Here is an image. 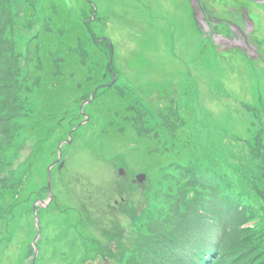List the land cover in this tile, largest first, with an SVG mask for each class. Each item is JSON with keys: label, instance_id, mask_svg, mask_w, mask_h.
<instances>
[{"label": "rangeland", "instance_id": "rangeland-1", "mask_svg": "<svg viewBox=\"0 0 264 264\" xmlns=\"http://www.w3.org/2000/svg\"><path fill=\"white\" fill-rule=\"evenodd\" d=\"M65 1L70 3L69 14L82 22L86 17L89 18L93 32L96 31V39L102 37L108 40L101 42L106 68L109 65L107 69L117 76V84L121 86L120 91L117 90L119 95L128 98L125 103L121 99L120 104L124 110L129 111V123L123 122L119 126L139 127L140 133L153 132L152 137L146 133L139 134L134 139L147 135L151 143L162 140L160 144L164 151L169 155L177 153L175 160L179 162L159 167L157 175L147 174V178L137 182L136 172L142 170L137 167L136 159H129L125 146L122 147L119 143L118 147H112L111 142L98 133L97 126L103 117L102 111L98 113L96 110L101 105L98 102L92 104L95 94L74 96L72 103L67 101L66 107L54 120L42 116L35 119L40 124L34 126L37 133L30 134V137L20 129L13 132L11 137L0 134V261L6 262L7 257L15 259L13 254L8 256V252L10 246H14L16 235L20 236L16 245L20 259L15 264H57L61 260L57 257V260H52L49 258L51 253H47L44 258L38 256L35 262H31L33 247L30 242L37 225L41 224L42 231L46 215L43 212L44 206L38 204L35 205L37 215L33 213V199L45 200L48 196V203L52 202L48 207H53V210L59 208L58 211L64 216L54 229H58L55 240L60 239L58 234L67 237L72 232L75 241L81 245L84 227L93 228L90 233L99 235L100 226L107 222L104 224L106 232L103 239L98 242L100 244L92 243L90 252L84 249L81 260L71 262V258L65 257L59 264H119L126 260V246L131 242L132 235L121 225L122 220L129 218L130 211L140 210L148 195L154 196L155 207H160V210L153 211L156 218L147 217L142 212L143 215L135 224L145 220L144 229L154 221L160 228L166 212L170 211L171 215L180 213V203L183 204L184 198L199 196L204 191L201 186L206 183L217 186V195L220 196V192L230 193L246 203L239 209V215L244 213L239 220L242 223L239 234L246 243L262 249L264 188L260 186L264 187V28L258 27L259 17L254 10L261 9L264 17V4L250 0H228V4H222V0H202L208 23L215 17L220 29L225 26L227 18L237 19L233 5L243 4L248 7L250 18L256 25L252 36L262 55V58L257 59L254 55L256 52L242 53L236 48H230L232 45L228 42L216 44V49L210 36L205 35L200 21L195 19L190 0H89L90 3L87 0ZM94 1L98 13L96 10L92 12L94 7L91 2ZM38 2L39 0L33 7H38ZM221 4L224 6L222 12ZM7 5L3 10L7 30L2 32L6 35L7 31L10 34V29L15 34L26 32L23 39L30 42L33 32L30 34L27 29L32 23H40V11L34 10L32 21L28 23L18 11L16 1L15 7L13 0H8ZM21 6L23 8L24 5ZM199 6L202 7L201 4ZM2 32L0 31V51L7 49L8 56L12 58L10 46L14 44V37L1 38ZM132 32L138 37L135 46ZM200 38H204L205 44L198 47V51H203L196 52L195 56V44L199 43ZM244 41L247 44V40ZM250 43L252 44L251 41ZM24 48L25 45L22 44L21 49ZM87 59L95 61L85 51L80 60L89 69ZM230 65L235 66V76ZM92 74L94 75L89 69L88 79L92 78ZM236 75L244 80L243 88H234L238 80ZM111 78L110 72L103 79L109 81ZM182 78L187 79L185 92L181 81L186 80ZM101 83L97 81L96 89L102 88L99 87ZM22 85H25L24 82ZM180 89L183 94L180 95L179 105L185 102L184 108L192 106L195 114L193 124L196 125L197 140L193 138V144H188L196 149L192 158L185 153L180 155L183 151L178 150L184 145L183 141L177 148L169 137L177 122L176 112H161L160 106L155 105L157 101L167 102L169 96L175 97L177 102L173 95H177ZM105 92L100 93L101 96L105 95L103 101L106 102L102 105L115 103H108L110 95L107 96ZM43 100V96L31 100L28 105L32 108L29 109L30 113L43 115ZM214 101L219 104L215 105ZM126 103L128 107L124 106ZM171 118L173 122L169 121ZM207 124L217 129V137L207 139ZM251 131L255 135L252 136ZM60 142L62 156H58L56 152ZM127 142L128 140L122 143ZM251 143L261 146V154L253 161L242 150L251 146ZM251 162L255 168L261 167L259 173L263 172L260 174L262 177L252 173L258 179H254L257 185L252 187L247 182L244 184L239 175ZM222 167L227 172L230 171L232 178L223 173ZM148 189L154 191L148 193ZM206 192L208 195H215L210 189ZM95 197L98 198L96 208L89 206L88 213L79 198L88 202ZM114 200L116 202L112 203ZM111 203L112 206H109ZM107 213H116L117 220ZM156 236L154 234L152 238ZM46 240L49 239L44 236L42 242H38L41 249L46 248ZM96 246L100 248L98 252ZM120 256L122 261L119 260ZM133 261L130 257L129 262L132 264Z\"/></svg>", "mask_w": 264, "mask_h": 264}, {"label": "trees", "instance_id": "trees-1", "mask_svg": "<svg viewBox=\"0 0 264 264\" xmlns=\"http://www.w3.org/2000/svg\"><path fill=\"white\" fill-rule=\"evenodd\" d=\"M15 1L18 4V11L22 13L28 23L32 21V12L34 10L40 11L39 15L41 19L40 23H36V25L32 23L28 26L27 31L30 34L33 32L30 35V42H28V39L26 42L23 39L27 35L26 32L23 33L21 31L15 34L13 29H10V34L7 31V35L2 32L1 38L3 36L6 38L7 36L8 38L14 37V44L10 46V50L13 51L12 58L8 56L5 47L3 48L6 51H3V49L0 51V95L3 98L0 101V134H3L4 137L8 134V137H11L13 132L20 129L30 137V134L37 133L36 127L34 126L40 124L39 120L35 119H40V116H42L46 119L54 120L66 107L65 104L67 101L72 103V98L74 96L76 97V95H80L81 97L91 96L96 88L97 81H106L103 78L110 72L106 68L105 54L102 50L101 42H108V40L100 38V41L99 37L96 39L97 36H94L96 31L94 30L93 32L91 24L88 22L89 20L82 22L75 16L69 14L70 3L65 0H39L38 7H33L38 0H13V5ZM7 3L8 0H0V25L2 21L6 20H2V15H4L3 7H8ZM21 4L24 5L23 8ZM5 29L7 30V25L3 27L2 31H5ZM22 44L25 45L24 50L21 49ZM85 51L90 52L92 59H95V61L87 59V63H90L89 69L94 73V75L92 74V78L89 79L87 77L89 69L86 63H82L80 60V56ZM27 77L30 78L27 79ZM76 77L78 79L75 80ZM22 82L25 85H22ZM182 92L183 90L180 89L177 95ZM100 93L102 92H99L98 89L95 91V98L92 100V104L98 102L97 104L101 105L96 108L98 113L102 111L101 117H103L97 129L99 134L105 136L111 142L110 146L118 147L119 143L122 147L125 146L129 159L132 158L134 161L136 159V162H138L137 167L149 176L153 175V173L157 175L159 167H163L170 162H179L175 160L177 153L169 155V153L164 151V148L160 144L162 140L151 143L148 136L152 137L154 135L153 132L147 133L145 131L140 133L138 132V127L126 128L120 131L114 124L108 126L109 113L106 111V107L110 105H102L106 101H103L105 95L101 96ZM105 93L107 96L110 95L108 103L115 101V103H111L112 105L120 104L121 99H124L111 88L106 90ZM38 96H43L45 99L41 105L43 115L41 113L37 115L36 112L35 114L30 113L29 109L32 110V108L28 107L31 100H34ZM176 99L180 104V95ZM49 100L51 101L48 102ZM184 104L185 102L180 105V111H178V108L176 110L177 122L174 123L175 127L172 128L169 137L177 148L181 146L183 141L184 145L178 150L183 151L180 155L183 156L185 153L186 156L194 157L196 149L189 147L188 144H193V138L197 140L195 136L196 125L193 124L195 114L193 113L192 106L190 108H184ZM169 121H172V118ZM206 130L209 133L207 139L217 137V129L213 128L210 124H207ZM146 133L148 136H139L137 137L138 139H134L137 135H144ZM251 134L252 136L255 135L252 131ZM126 140H128L127 143H122ZM250 145L242 150L253 161V159L256 160L261 154V146L253 143ZM259 168H255L252 162L248 165L247 169L243 168L245 171L243 170L242 173H239L243 183L245 184L247 182L251 187L257 185L254 181L258 179H255L252 173L262 177L260 174H263L264 171L259 173ZM261 182L263 183V181ZM260 188L264 187L260 186ZM149 191L154 190L148 189V193ZM148 196L143 204L146 210H148L147 212H144V208L132 210L128 213L129 218L126 219L127 221L122 220L121 225L132 236L130 238V244L126 246V260L124 263L121 262L119 264H131L129 262L130 257L134 260L132 264H171V258L175 255L174 250L170 249L173 240H176V238L183 240L192 236L201 228L200 216L194 206L195 196L192 195V197L186 196L183 204L180 203L182 206L180 213H174L172 215L170 211L165 213L163 226L158 228L159 224L152 221L151 224L143 229L145 220H141L138 224H135L138 218L143 213L147 217L151 216L152 218H156L157 215H153V211L160 210L159 206L158 209L155 207L156 200L154 196L150 194ZM218 198H223L222 194ZM79 199L84 205V210L88 213H90L89 206L96 208L97 197L94 199L90 198L88 202L85 199ZM262 201H264V198ZM151 202L154 204H151ZM230 207H233L234 212H237L235 204L232 201L230 202ZM107 214L113 219L115 217L117 220L116 213L114 215ZM105 223L99 228L102 235L101 233L95 235L93 233L83 232L81 245L75 241V237L73 236L70 239V245L59 250L55 256V258L61 259L57 261V264L62 263L65 257L71 258V262L81 260L84 249L90 252L92 250V243L97 244L100 239H103L102 236L106 232ZM130 228H132V231H130ZM154 234H157V236L152 238ZM58 235L60 242H62L64 240L62 238H65V236L63 234ZM243 244L246 245V242H243ZM96 249L97 252L100 250L98 246H96ZM28 251L30 252L29 248ZM121 257H119L120 261H122ZM14 258L11 260L8 258L11 264H15L17 261L19 262V257L16 256ZM0 264H2V261H0Z\"/></svg>", "mask_w": 264, "mask_h": 264}, {"label": "bare ground", "instance_id": "bare-ground-1", "mask_svg": "<svg viewBox=\"0 0 264 264\" xmlns=\"http://www.w3.org/2000/svg\"><path fill=\"white\" fill-rule=\"evenodd\" d=\"M228 0H222V4H225L226 2H227ZM221 4V5H222ZM254 13H256V15H257V17H259V23H258V27L260 28V29H263L264 28V17H263V12H262V10L261 9H258V8H256V10H254ZM132 34V37H133V43H134V46L136 45V43H137V41H138V37H137V34H135V32H132L131 33ZM231 66V65H230ZM235 67V66H234ZM234 67L233 66H231V69H232V74L235 76V74H234ZM236 79H238L237 80V82H236V86L234 87V88H243V86H244V80L243 79H241V77L240 76H237L236 75ZM214 104L215 105H218L219 103L217 102V101H214ZM20 236H18V235H16L15 236V239H18ZM12 249H11V252L8 254V256H11L12 254L14 255V254H16V252H15V248L12 246L11 247ZM209 256H211V254L209 255ZM2 264H10L9 263V261H7L6 260V262H2Z\"/></svg>", "mask_w": 264, "mask_h": 264}, {"label": "clouds", "instance_id": "clouds-1", "mask_svg": "<svg viewBox=\"0 0 264 264\" xmlns=\"http://www.w3.org/2000/svg\"><path fill=\"white\" fill-rule=\"evenodd\" d=\"M191 4H193V6H192V8H194L195 10H194V15L195 14H198L197 12H198V9L197 8H200V6H199V4H201L202 5V8H203V3H202V0H191V2H190ZM245 9V8H244ZM202 14H207V12L204 10L203 12H202ZM241 19H244L245 21L247 20V22H248V24H251V26H252V28H251V26H248V30H247V32H250V31H252V30H254L255 29V26L252 24V22L251 21H253L250 17L249 18H244L243 16H241L240 17V20L238 21V22H234V23H229V24H226V26H227V30H228V33L227 32H225V31H222L221 32V34L222 35H232L231 33H232V30L235 28V27H239V24H240V22H241ZM252 35H254L253 33L252 34H250V38H251V42H253L254 44V46H256L257 47V43H255V38H253V36ZM232 41H233V39H232ZM215 45V44H214ZM252 45V44H251ZM216 46V45H215ZM205 49H207V47L205 48Z\"/></svg>", "mask_w": 264, "mask_h": 264}, {"label": "flooded vegetation", "instance_id": "flooded-vegetation-1", "mask_svg": "<svg viewBox=\"0 0 264 264\" xmlns=\"http://www.w3.org/2000/svg\"><path fill=\"white\" fill-rule=\"evenodd\" d=\"M238 8L240 10L241 7L239 6ZM248 26H251V24H248L247 20L245 21L244 19H241L239 27H235L232 30L231 39H233V41H243V40L251 41V38H250L251 31L247 32ZM252 44L254 43L252 42Z\"/></svg>", "mask_w": 264, "mask_h": 264}, {"label": "water", "instance_id": "water-1", "mask_svg": "<svg viewBox=\"0 0 264 264\" xmlns=\"http://www.w3.org/2000/svg\"><path fill=\"white\" fill-rule=\"evenodd\" d=\"M254 1H256V0H254ZM257 1L264 2V0H257ZM197 9H198L199 17L202 19L203 16H202V12H201V10H200L199 8H197ZM107 68H108V67H107ZM119 171L121 172V168L119 169ZM137 178H140V179L142 180V179L144 178V174H143V173L138 174ZM36 251H37V250H35V252H36Z\"/></svg>", "mask_w": 264, "mask_h": 264}]
</instances>
